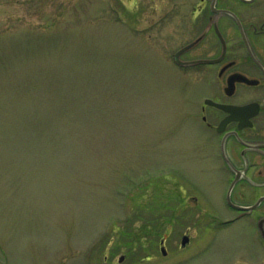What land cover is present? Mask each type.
Listing matches in <instances>:
<instances>
[{
  "label": "rangeland",
  "instance_id": "rangeland-1",
  "mask_svg": "<svg viewBox=\"0 0 264 264\" xmlns=\"http://www.w3.org/2000/svg\"><path fill=\"white\" fill-rule=\"evenodd\" d=\"M139 6L0 0V264H264L193 205L186 71Z\"/></svg>",
  "mask_w": 264,
  "mask_h": 264
},
{
  "label": "flooded vegetation",
  "instance_id": "flooded-vegetation-1",
  "mask_svg": "<svg viewBox=\"0 0 264 264\" xmlns=\"http://www.w3.org/2000/svg\"><path fill=\"white\" fill-rule=\"evenodd\" d=\"M141 46L186 71L193 205L264 250V0H139ZM242 264V263H240Z\"/></svg>",
  "mask_w": 264,
  "mask_h": 264
},
{
  "label": "water",
  "instance_id": "water-1",
  "mask_svg": "<svg viewBox=\"0 0 264 264\" xmlns=\"http://www.w3.org/2000/svg\"><path fill=\"white\" fill-rule=\"evenodd\" d=\"M188 240H189V237H188V236H184V238H183V240H182V243H183V244H186V242H187ZM162 251H163L164 254L167 253L165 247H162ZM121 259H123V257H121Z\"/></svg>",
  "mask_w": 264,
  "mask_h": 264
}]
</instances>
